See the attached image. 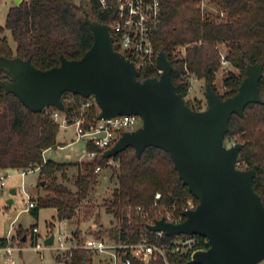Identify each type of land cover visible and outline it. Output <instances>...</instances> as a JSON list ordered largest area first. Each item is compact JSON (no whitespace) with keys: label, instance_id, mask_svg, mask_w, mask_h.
I'll use <instances>...</instances> for the list:
<instances>
[{"label":"trees","instance_id":"1","mask_svg":"<svg viewBox=\"0 0 264 264\" xmlns=\"http://www.w3.org/2000/svg\"><path fill=\"white\" fill-rule=\"evenodd\" d=\"M217 11H205L199 0H161L160 18L153 32L157 51H163L171 64L170 77L176 91L185 97L191 86L187 72L203 79L215 90L213 81L219 69L220 48L223 44L225 58L238 71H229L224 79L229 87L226 97L237 91L245 76L249 63L262 64V76L258 87L262 102H249L240 116L232 113L226 136H236L242 143L237 161L239 167L256 165L252 186L264 204V0H213ZM85 13L91 20L108 23L110 14L101 9L97 0H22L9 7L4 24H0V55L29 58L38 68H48L60 63V55L66 58L80 57L92 44L93 33L85 21ZM5 28L11 31L15 48L9 45L4 35ZM114 48H117L114 46ZM0 70V79H4ZM154 69H141L139 78L158 75ZM82 97L69 91L62 93ZM193 109H201L199 99H187ZM55 107L48 106L39 111L27 108L16 95L5 92L0 81V170H28L38 167L45 179L47 192L32 197L35 205L29 210L37 215L40 207H54L59 220H71L80 205L88 203V196L97 174L96 165H105L109 158L116 160V186L107 210L113 212L116 224L110 229L111 236L122 240L136 241L146 222L137 221L130 226L126 216L128 205L148 206L154 200V193L161 191L168 200L171 191L180 201L192 197L178 177L173 161L167 151L152 145L146 146L137 156L132 146H127L113 157H105L103 149L87 143L88 149L96 150L92 159L62 163L51 158L44 159V151L56 145L59 125L50 116ZM72 106L64 102V113L69 115ZM91 118L97 112L91 110ZM76 167L73 178L74 189L57 180L56 172L66 177L63 168ZM41 183V181H40ZM120 234L117 231L120 228ZM75 236L79 228H73ZM147 230V229H145ZM149 231V230H148ZM19 241L24 233L20 234ZM200 238L202 236L198 235ZM165 238H169L165 236ZM5 237H0V244ZM208 247L207 243H204ZM90 252L74 248L67 264H91ZM92 255V254H91ZM189 252H168L166 261L161 257L147 263L131 258L130 264H188ZM199 264V263H193Z\"/></svg>","mask_w":264,"mask_h":264},{"label":"water","instance_id":"2","mask_svg":"<svg viewBox=\"0 0 264 264\" xmlns=\"http://www.w3.org/2000/svg\"><path fill=\"white\" fill-rule=\"evenodd\" d=\"M13 1L19 4L22 0ZM84 18L93 42L78 58L60 55L59 64L38 68L29 58L0 55L5 92L16 95L32 111L48 106L63 110L62 93L69 91L93 95L98 119L139 115L141 124L122 131L103 155L113 157L132 146L140 156L146 146L160 147L169 153L178 177L197 199L182 221L160 218L147 227L166 235L188 233L206 238L208 247L195 250L188 264H256L263 259L264 204L252 186L256 165L236 166L242 143H224L231 114L241 116L249 102L263 101L258 87L262 64H247L237 91L226 97L206 83V107L193 109L176 91L163 51L156 55L160 73L140 79L133 62L113 47L107 25L91 20L87 13ZM15 192L14 187L9 189L11 195ZM12 201L11 196L7 204ZM52 241L53 234L44 238L45 244Z\"/></svg>","mask_w":264,"mask_h":264},{"label":"built area","instance_id":"3","mask_svg":"<svg viewBox=\"0 0 264 264\" xmlns=\"http://www.w3.org/2000/svg\"><path fill=\"white\" fill-rule=\"evenodd\" d=\"M97 2L101 9L110 14L109 21L105 24L108 27L113 47H117L115 49L131 60L139 73L141 69H154L160 73L161 70L156 65L158 51L154 46L153 32L160 18L161 0H97ZM220 62L224 65L229 64L223 53L220 54ZM188 73L186 75L192 82L195 76L188 75ZM62 102L72 106L70 114L67 115L64 110L54 108L50 111L53 120L58 123L59 127L73 126L77 139L84 138L87 143L93 144L98 149L104 150L110 147L122 131L135 129L136 127H132L141 122L137 114H118L100 119L96 116L92 119V109L97 114L99 113V107L93 95L78 98L67 95ZM96 153L97 151L93 149L86 151L88 159H92ZM44 159H46L45 156ZM236 166L239 167L238 161H236ZM102 169L103 166L96 165L94 172L99 174ZM30 170H20V173L23 175ZM5 171L0 170V186L6 185L9 173ZM26 197L27 206L24 209L29 210L35 202L27 192ZM167 198L168 200L163 199L162 192L156 191L153 202L148 206L142 204L127 206L126 216L130 226L135 224L134 219L146 222V228L138 226L141 231L136 241L128 242L120 237L114 238L109 235H90L77 239L73 229L66 228V220H59L57 231L50 230L44 235L46 238L53 234V241L49 244H42L35 240L32 248L41 250L47 246L66 259H69L74 248H83L99 255L100 264H130L132 257L144 263L158 257L166 261L168 252L186 251L191 256L195 250L207 248L204 246V243L208 244L207 239L200 238L197 234L166 235L162 230H151L147 227V224H153L156 219L160 218L178 223L185 218L184 212L196 205L192 197H186L180 201L178 196L171 191L167 193ZM13 224L11 220L5 242L0 244V256L5 257L7 264H16L15 251L23 248L21 244H13ZM28 229L32 234L38 231L36 226ZM118 229L117 234L119 235L121 227Z\"/></svg>","mask_w":264,"mask_h":264},{"label":"rangeland","instance_id":"4","mask_svg":"<svg viewBox=\"0 0 264 264\" xmlns=\"http://www.w3.org/2000/svg\"><path fill=\"white\" fill-rule=\"evenodd\" d=\"M78 2L79 0H75ZM213 0H199L201 6L205 11H217L214 7ZM14 3L13 0H0V24H4L5 16L10 6ZM4 35L12 47L15 48V42L12 37L11 31L5 28ZM220 54L225 55V47L223 44H219ZM229 71L237 72L238 70L230 64H221L215 74L213 81L215 90L221 94L229 90V87L224 83V79L230 75ZM205 81L194 77L191 82V86L185 100L199 99L202 108L206 107ZM141 124L138 123V127ZM74 140L73 142H70ZM70 142L63 147L60 144ZM237 142L236 136L224 137V143L227 146ZM88 150L87 142L84 138H76V134L73 126L59 127L56 135V145L45 152V158H51L54 161L62 163H72L75 161L87 160L86 151ZM47 155V157H46ZM116 160L109 158L103 169L96 176V183L93 184L88 196V203L80 205L75 217L71 220H66L65 226L67 229L72 230L74 227L79 228V234L77 239H81L84 236L101 235L111 236V228L116 224L117 220L113 212L107 210V206L112 197V190L116 186L117 180L115 173L117 171ZM66 177L60 175V171L56 172L57 180L67 184L70 188L74 189L73 178L76 173V167L70 165L63 168ZM9 173L7 183L4 186H0V236H5L10 228L11 220H13L12 239L14 245L21 244L23 248L19 251H15L16 264H67L65 257L60 256L55 250L45 246L41 250H35L32 248L35 240L44 244V235L50 230L57 231L59 219L56 217V210L54 207H40L37 215L33 214L31 210H25L27 206L26 192L32 196L37 197L47 192L45 188L46 180L41 178L39 169H31L30 171L20 173V170L9 169L5 171ZM44 183L41 184L40 181ZM13 186L16 187V192L11 195L9 189ZM14 198V201L7 204V199ZM36 226L38 231L32 234L28 228ZM20 234L24 231L27 232L26 239L19 242ZM28 230V231H27ZM55 244V242H53ZM91 256V264H100V256L94 253H89ZM92 254V255H91ZM5 257L0 256V264H5ZM256 264H264V258L258 261Z\"/></svg>","mask_w":264,"mask_h":264},{"label":"crops","instance_id":"5","mask_svg":"<svg viewBox=\"0 0 264 264\" xmlns=\"http://www.w3.org/2000/svg\"><path fill=\"white\" fill-rule=\"evenodd\" d=\"M13 4H15V3H13ZM66 129V128H65ZM74 140H72V141H70V142H73ZM70 142H66L65 144H60V147H63L64 145H66V144H68V143H70ZM50 150V148H48V149H46L45 151H44V156H45V152H47V151H49ZM46 157H47V155H46ZM6 171H8L9 169H5ZM14 170V169H13ZM15 170H17V169H15ZM7 183V182H6ZM15 189H16V187L15 186H13ZM9 199V198H8ZM13 201H14V198H13ZM12 201V202H13ZM6 236V235H5ZM5 236H0V237H5ZM4 263L5 264H7V262H6V259H4Z\"/></svg>","mask_w":264,"mask_h":264}]
</instances>
